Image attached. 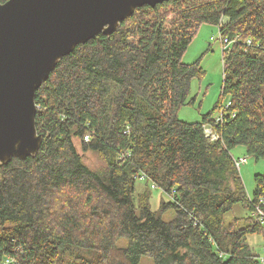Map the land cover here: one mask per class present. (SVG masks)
Masks as SVG:
<instances>
[{"label": "trees", "instance_id": "trees-1", "mask_svg": "<svg viewBox=\"0 0 264 264\" xmlns=\"http://www.w3.org/2000/svg\"><path fill=\"white\" fill-rule=\"evenodd\" d=\"M204 24L232 44L219 102L185 123L177 114L204 71L182 57ZM34 95L39 150L0 166V264H260L247 237H264V176L247 194L230 151L264 158V0L138 8L76 46ZM74 139L104 167L90 169ZM141 176L166 197L156 211ZM235 205L246 217L223 225Z\"/></svg>", "mask_w": 264, "mask_h": 264}, {"label": "water", "instance_id": "water-1", "mask_svg": "<svg viewBox=\"0 0 264 264\" xmlns=\"http://www.w3.org/2000/svg\"><path fill=\"white\" fill-rule=\"evenodd\" d=\"M169 0H7L0 4V166L38 152L35 93L78 45Z\"/></svg>", "mask_w": 264, "mask_h": 264}, {"label": "rangeland", "instance_id": "rangeland-1", "mask_svg": "<svg viewBox=\"0 0 264 264\" xmlns=\"http://www.w3.org/2000/svg\"><path fill=\"white\" fill-rule=\"evenodd\" d=\"M219 37L216 26L201 25L194 40L190 43L182 57V63L184 62V64L187 65L200 59V67L204 71L202 79H193L191 82L189 99H193L192 104L183 106L177 114L178 119L182 122H200L202 119L201 115H205L219 102L222 86L223 61ZM227 100V98H224L221 101L222 109L226 106ZM218 113L219 110L216 111L213 116H216ZM74 144L84 163L90 169L99 170L104 167L102 160L96 153L82 152L79 148L78 140L76 139H74ZM230 153L236 161L241 158L246 159V162L240 165L238 170L246 193L251 195L254 189V176H264V158L256 160L248 156L242 146L233 148ZM135 187L138 193L146 189V191L150 193L149 200L152 211H156L158 201L161 197L163 200L166 199L160 189H150V184L147 182L137 180ZM246 215V210H243L239 205H235L232 210L224 216L223 225H228L234 218L239 219L246 217ZM168 217L169 214H165L164 220H167ZM263 242L264 237L261 234H253L247 237L248 245L251 250H254L253 252L257 254H260V248L264 246Z\"/></svg>", "mask_w": 264, "mask_h": 264}, {"label": "built area", "instance_id": "built-area-1", "mask_svg": "<svg viewBox=\"0 0 264 264\" xmlns=\"http://www.w3.org/2000/svg\"><path fill=\"white\" fill-rule=\"evenodd\" d=\"M220 44H221V47H222L221 51H223L224 49H228L230 47V45L232 44V42L224 39L223 42L220 40ZM221 121H222V112H220L219 116L217 117L216 123H220ZM206 134L210 136V140L213 141V142H214V140L217 139V136L214 133H212L211 129L206 130ZM84 141L87 142L88 138L85 137ZM234 162H235L236 168L239 169L240 165H242L243 163L246 162V159L245 158H241L238 161L234 160ZM140 181H144V177L143 176L140 177ZM151 189H157V186L151 185ZM256 209H257L256 210V215L258 216L259 221L264 225V212L261 211L258 208H256ZM260 261L262 263H264V259L263 258ZM10 262L11 261L7 260L5 263L8 264Z\"/></svg>", "mask_w": 264, "mask_h": 264}, {"label": "bare ground", "instance_id": "bare-ground-1", "mask_svg": "<svg viewBox=\"0 0 264 264\" xmlns=\"http://www.w3.org/2000/svg\"><path fill=\"white\" fill-rule=\"evenodd\" d=\"M219 110V113L216 115V116H214L215 118H214V120H215V123H216V119H217V117L219 116V114H220V112H221V110L220 109H218ZM217 110V111H218ZM208 129H211V127L209 126V125H205L204 126V132L203 133H205V135L208 137V138H210V136L209 135H207L206 134V130H208ZM211 131H212V129H211ZM212 133H214V132H212ZM256 208H258V207H256ZM261 223V222H260ZM261 225L264 227V225L261 223ZM264 259V246L261 248V254L259 255V257H258V261L260 262V264H264V263H262L260 260L261 259ZM7 261V260H6ZM5 261V262H6ZM8 261H11V260H8Z\"/></svg>", "mask_w": 264, "mask_h": 264}]
</instances>
